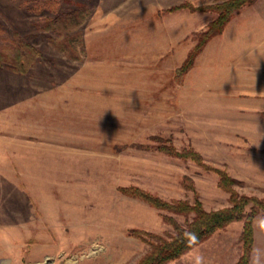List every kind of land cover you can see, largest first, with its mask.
Wrapping results in <instances>:
<instances>
[{
    "label": "rangeland",
    "instance_id": "374dc122",
    "mask_svg": "<svg viewBox=\"0 0 264 264\" xmlns=\"http://www.w3.org/2000/svg\"><path fill=\"white\" fill-rule=\"evenodd\" d=\"M218 1L0 0V264H132L149 245L131 229L169 236L163 216L191 218L122 186L230 205L214 170L159 144L193 149L239 194L264 197V0L237 9L178 72L215 13L168 8ZM242 226L166 264L196 253L234 264ZM253 231L251 264L264 257Z\"/></svg>",
    "mask_w": 264,
    "mask_h": 264
},
{
    "label": "trees",
    "instance_id": "16d2710c",
    "mask_svg": "<svg viewBox=\"0 0 264 264\" xmlns=\"http://www.w3.org/2000/svg\"><path fill=\"white\" fill-rule=\"evenodd\" d=\"M255 0H220L218 2L206 5L194 6L189 2H183L171 6L168 10H177L179 8H188L194 10H209L215 13V17L207 24L206 28L197 34V40L194 46L188 52L186 58L178 68V72H184L189 69L195 56L202 50L206 42L215 34L220 33L224 26L233 16L234 12L241 6L253 3ZM19 63L20 60L18 61ZM20 69L22 65H20ZM156 148L163 153L178 156L184 159L190 158L202 165L206 169L214 170L218 174V185L229 192L230 205L217 209H205L201 200L196 196L193 202L187 200L175 199L165 200L154 193L137 186H122V192L141 198L151 206L180 213L185 216L190 214L191 218L185 220V224H180L171 216L165 215L163 219L172 224L174 232L169 236L158 233H152L143 229L133 228L131 233L149 245V249L132 264H166V262L179 257L181 254L192 248L187 242L186 233L195 232L199 242L204 240L215 230L224 227L234 220H243L240 239L242 242V251L238 260L234 264H248L254 242L253 218L258 211L264 210V197L255 195L239 194L233 187L235 178L231 177L224 169L217 168L203 161L201 155L191 148L176 149L168 143L159 144ZM250 208L246 212V206Z\"/></svg>",
    "mask_w": 264,
    "mask_h": 264
},
{
    "label": "clouds",
    "instance_id": "9594fccd",
    "mask_svg": "<svg viewBox=\"0 0 264 264\" xmlns=\"http://www.w3.org/2000/svg\"><path fill=\"white\" fill-rule=\"evenodd\" d=\"M254 224L260 231H264V215L258 216L254 220ZM186 237L190 247L199 243V238L195 232L186 233ZM192 264H208V262L206 257L202 254L196 253L192 256ZM252 264H264V261L261 260L260 256L254 255L252 258Z\"/></svg>",
    "mask_w": 264,
    "mask_h": 264
},
{
    "label": "crops",
    "instance_id": "0c3cea01",
    "mask_svg": "<svg viewBox=\"0 0 264 264\" xmlns=\"http://www.w3.org/2000/svg\"><path fill=\"white\" fill-rule=\"evenodd\" d=\"M253 227H254V224H253ZM254 234H255V233H254ZM255 239H256V238H255V235H254V243H255ZM251 255H252V254H251ZM260 258H262L261 260L264 261V257L261 256ZM249 264H251V258H250Z\"/></svg>",
    "mask_w": 264,
    "mask_h": 264
}]
</instances>
